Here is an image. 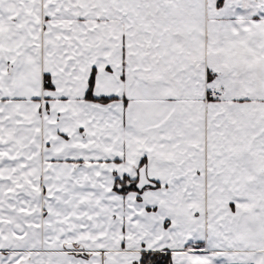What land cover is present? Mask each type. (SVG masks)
Returning a JSON list of instances; mask_svg holds the SVG:
<instances>
[{"label": "snow or ice", "instance_id": "snow-or-ice-1", "mask_svg": "<svg viewBox=\"0 0 264 264\" xmlns=\"http://www.w3.org/2000/svg\"><path fill=\"white\" fill-rule=\"evenodd\" d=\"M0 264H264V0H0Z\"/></svg>", "mask_w": 264, "mask_h": 264}]
</instances>
